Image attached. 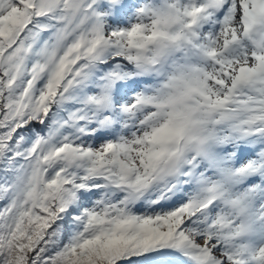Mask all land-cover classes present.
<instances>
[{
    "label": "snow or ice",
    "instance_id": "snow-or-ice-1",
    "mask_svg": "<svg viewBox=\"0 0 264 264\" xmlns=\"http://www.w3.org/2000/svg\"><path fill=\"white\" fill-rule=\"evenodd\" d=\"M0 264H264V0H0Z\"/></svg>",
    "mask_w": 264,
    "mask_h": 264
}]
</instances>
